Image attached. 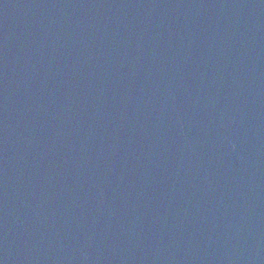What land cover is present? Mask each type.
Returning <instances> with one entry per match:
<instances>
[{
    "label": "water",
    "instance_id": "obj_1",
    "mask_svg": "<svg viewBox=\"0 0 264 264\" xmlns=\"http://www.w3.org/2000/svg\"><path fill=\"white\" fill-rule=\"evenodd\" d=\"M0 264H264V0H0Z\"/></svg>",
    "mask_w": 264,
    "mask_h": 264
}]
</instances>
